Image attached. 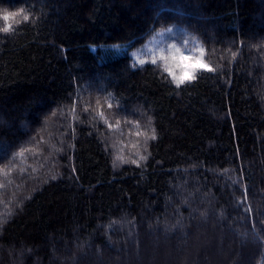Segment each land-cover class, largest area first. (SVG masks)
Segmentation results:
<instances>
[{
	"label": "trees",
	"instance_id": "16d2710c",
	"mask_svg": "<svg viewBox=\"0 0 264 264\" xmlns=\"http://www.w3.org/2000/svg\"><path fill=\"white\" fill-rule=\"evenodd\" d=\"M0 7V264H264V0ZM171 25L179 86L130 56Z\"/></svg>",
	"mask_w": 264,
	"mask_h": 264
},
{
	"label": "rangeland",
	"instance_id": "374dc122",
	"mask_svg": "<svg viewBox=\"0 0 264 264\" xmlns=\"http://www.w3.org/2000/svg\"><path fill=\"white\" fill-rule=\"evenodd\" d=\"M178 28L179 27L177 26L171 25V26H168L167 28L159 29L158 31L152 33L150 37L143 44L135 47L134 49L130 51L131 53L135 49H140L136 53H134L133 56L130 55L132 62H134L135 64H140L141 60H143L144 63L153 62V60H155V63H154L155 66L157 67V65L159 64V67L157 68L161 72L168 75L173 80V78L168 74V72L165 71L164 66H163L165 63H167L169 66L172 65V61L170 57L171 55H173V52L171 51V45H169L168 50H167V55H165V51H166L165 47L169 44V42H172V41L181 42L183 40H187L189 45H191L193 43V38H195L193 35L185 31L183 32ZM195 40L197 41L196 38ZM107 50H112L116 54H122L123 51L126 50V44H123V45L120 44L119 51L114 50L112 46H109ZM162 54L166 57H169V59L167 61H162L160 59V56ZM200 57L203 59V62L209 66V64L203 57L202 50H201ZM138 137H144V133H141L140 135H138ZM135 144L136 143H129L130 148L134 149Z\"/></svg>",
	"mask_w": 264,
	"mask_h": 264
},
{
	"label": "snow or ice",
	"instance_id": "6c2138e0",
	"mask_svg": "<svg viewBox=\"0 0 264 264\" xmlns=\"http://www.w3.org/2000/svg\"><path fill=\"white\" fill-rule=\"evenodd\" d=\"M20 18H22L24 21L29 20V15L25 13L22 8L16 11L5 10L0 12V19L4 21L3 26L0 27V32H9L11 30L12 24H19L21 22ZM160 59L162 61H167L169 57H166L162 54ZM170 59L172 61V65L169 66L167 63H165L163 66L165 71H167L168 74L173 78L177 86L185 83L186 81L194 80V74L199 70H212L207 64L203 62L201 57L191 58L173 54L171 55ZM143 63L144 61L141 60L140 64ZM153 63H155V60H153ZM176 69L180 70L179 73H177Z\"/></svg>",
	"mask_w": 264,
	"mask_h": 264
},
{
	"label": "clouds",
	"instance_id": "9594fccd",
	"mask_svg": "<svg viewBox=\"0 0 264 264\" xmlns=\"http://www.w3.org/2000/svg\"><path fill=\"white\" fill-rule=\"evenodd\" d=\"M7 9L0 7V12H3ZM9 11V10H8ZM169 45H171V51L173 52V54L177 55V56H186V57H191V58H196V57H200L201 55V46L200 43L197 42L195 40V38H193V43L191 45H189L187 40H183L181 42H169V44L165 47L166 51H165V55H167V50ZM113 49L116 51L120 50V45L119 44H114L112 45ZM138 50L140 49H135L133 50L130 55L133 56L134 53H136ZM157 67H159V64L157 65ZM177 73H179V69H176ZM198 73H195L194 75H197Z\"/></svg>",
	"mask_w": 264,
	"mask_h": 264
}]
</instances>
